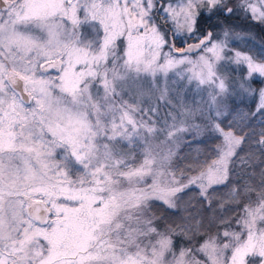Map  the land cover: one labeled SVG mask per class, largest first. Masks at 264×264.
Here are the masks:
<instances>
[{
    "label": "snow or ice",
    "instance_id": "1",
    "mask_svg": "<svg viewBox=\"0 0 264 264\" xmlns=\"http://www.w3.org/2000/svg\"><path fill=\"white\" fill-rule=\"evenodd\" d=\"M238 15L264 0H0V264H264V45L204 27Z\"/></svg>",
    "mask_w": 264,
    "mask_h": 264
},
{
    "label": "rangeland",
    "instance_id": "2",
    "mask_svg": "<svg viewBox=\"0 0 264 264\" xmlns=\"http://www.w3.org/2000/svg\"><path fill=\"white\" fill-rule=\"evenodd\" d=\"M157 21L158 23H160L161 28L164 30L168 29V24H166L159 16L157 17ZM214 26L211 25V23H205L204 27L205 28H212L214 31L219 32L220 29V25H231L233 26L236 31L241 32V33H246L248 34L247 39L245 40H234L232 41L231 47L236 49V50H241V51H246V52H258L260 47L262 45H264V23H259L256 21L251 20L250 18H246L243 15H238V16H233L227 20H225L223 17H220L219 19L217 18H213L212 19ZM244 41H248L247 45H245L243 42ZM238 42V43H236ZM235 67L234 65H230L228 66L224 71L225 74L230 78V79H239L242 70L241 69H237V71H232V68ZM254 87H260V83L257 81L256 83L253 84ZM193 95H195L194 93H189L188 95V99L191 100ZM198 98V97H197ZM242 107L244 108V110H248V108L252 107L254 108V104L251 100H246L244 105H242ZM169 109L167 107H161L160 110V114L163 117V115L168 111ZM258 119L259 118H255L253 119L252 123L254 124V126L257 127V129L259 128V123H258ZM201 142L200 143H196L193 144L191 147V150L194 152H199V151H204L205 148H207L208 146H210L212 144V146H214L215 144L219 143L218 140H215L213 138H210L208 136H204L200 138ZM197 149L199 151H197ZM239 170V169H238ZM238 213L235 214V216ZM235 218V217H234ZM234 220V219H233ZM227 225H222L220 228L222 227H226ZM220 230V229H218ZM214 233V232H213ZM202 241V239L198 242V243H194L191 242L189 244L187 243H182V242H178L177 240V244L180 246H198V244Z\"/></svg>",
    "mask_w": 264,
    "mask_h": 264
},
{
    "label": "trees",
    "instance_id": "3",
    "mask_svg": "<svg viewBox=\"0 0 264 264\" xmlns=\"http://www.w3.org/2000/svg\"><path fill=\"white\" fill-rule=\"evenodd\" d=\"M212 148H213V146L211 144L210 146L205 148L204 151L194 152L191 150V148L182 146V148L180 150V156L186 157V159L183 161V163H189L196 157H199V159L203 160L205 155H211V149ZM227 192H228V190L225 189L217 195V202L214 205V209H215L214 213H213V211H210L207 209H205L203 211V216L205 217V227L206 228L208 227V222H207L208 218H212L217 225V227H213L211 229L212 232L218 231V229H220V227L222 226V225H219V219L221 217L234 219L235 214L237 213V212L233 211V209L235 208V204H232L231 206H229V204L226 202L225 208L223 210H221L219 208V201L220 200H226ZM193 203H195V201ZM153 212L155 213V215L157 217L162 218L159 220V224L161 227H163L165 224L170 223V222H173L175 224H183L184 223L183 217H185L187 215V213L183 211V205L181 206V210L176 212V213H174L173 211H170V210H165L164 208L159 207V206L154 207ZM201 239H202V237L198 235L191 242L198 243ZM177 240H178V242L187 243V244L191 245L189 243V241H187L184 238L177 237Z\"/></svg>",
    "mask_w": 264,
    "mask_h": 264
},
{
    "label": "flooded vegetation",
    "instance_id": "4",
    "mask_svg": "<svg viewBox=\"0 0 264 264\" xmlns=\"http://www.w3.org/2000/svg\"><path fill=\"white\" fill-rule=\"evenodd\" d=\"M218 19H219V18H218ZM207 23H211V25H212V26H214V24H213V21H212V20H210V21H207V22H206V24H207ZM206 24H205V25H206ZM190 42H195V41H194V40H188V43H190ZM247 42H248V41H244L243 43H244L245 45H247ZM236 43H238V42H236ZM184 46H185V45H184ZM241 70H242V69H241Z\"/></svg>",
    "mask_w": 264,
    "mask_h": 264
},
{
    "label": "water",
    "instance_id": "5",
    "mask_svg": "<svg viewBox=\"0 0 264 264\" xmlns=\"http://www.w3.org/2000/svg\"><path fill=\"white\" fill-rule=\"evenodd\" d=\"M190 43H194V42H190ZM185 47H186V45H185Z\"/></svg>",
    "mask_w": 264,
    "mask_h": 264
}]
</instances>
